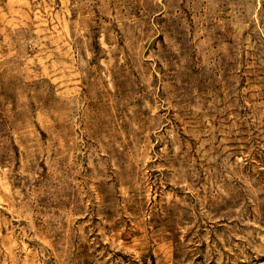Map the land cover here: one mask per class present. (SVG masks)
<instances>
[{"label":"rangeland","instance_id":"obj_1","mask_svg":"<svg viewBox=\"0 0 264 264\" xmlns=\"http://www.w3.org/2000/svg\"><path fill=\"white\" fill-rule=\"evenodd\" d=\"M0 264H264V0H0Z\"/></svg>","mask_w":264,"mask_h":264}]
</instances>
